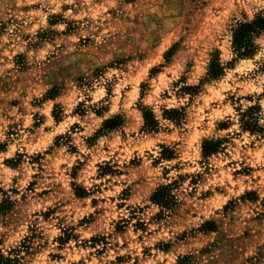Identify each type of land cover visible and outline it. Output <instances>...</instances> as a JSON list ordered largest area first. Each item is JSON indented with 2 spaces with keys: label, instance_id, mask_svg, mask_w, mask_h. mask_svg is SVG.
Wrapping results in <instances>:
<instances>
[{
  "label": "clouds",
  "instance_id": "9594fccd",
  "mask_svg": "<svg viewBox=\"0 0 264 264\" xmlns=\"http://www.w3.org/2000/svg\"><path fill=\"white\" fill-rule=\"evenodd\" d=\"M0 146V264L234 259L203 250L264 225V0H0Z\"/></svg>",
  "mask_w": 264,
  "mask_h": 264
},
{
  "label": "rangeland",
  "instance_id": "374dc122",
  "mask_svg": "<svg viewBox=\"0 0 264 264\" xmlns=\"http://www.w3.org/2000/svg\"><path fill=\"white\" fill-rule=\"evenodd\" d=\"M143 30V29H142ZM131 35L135 36L137 39L140 38V33L139 32H134ZM145 40H148L149 37L147 36V33H145L144 36ZM51 95H55V92L51 93ZM11 104L13 106L18 105L19 101L18 100H13L11 101ZM115 123V122H113ZM3 146H0V148H2ZM73 151H75V149H73ZM12 163V162H9ZM34 187V185L32 186ZM47 193H42V195H46ZM79 195H83V192L78 193ZM254 198V197H253ZM95 203V202H94ZM3 209H0V214H3L5 212H9L11 210V205L8 204L7 202H5V204L3 206H1ZM229 207H231V204L229 205ZM258 219L260 220H264V212H260L258 213ZM140 227H143L142 225H140ZM206 228L211 229L212 225H206ZM250 231H255L257 233H264V225H257L255 222L245 225L243 228H238L237 231L235 232H230L229 233V237L231 238H225L223 236H221L220 238L217 239V242L213 245L210 246V248H205L203 251L205 253L210 252L211 248H218L221 246V243H223V246L231 249V255L232 257H234V259H222L221 264H245V258L243 255H237L236 249L239 248H245L246 245H252V241L251 240H247V239H240V235L242 232L243 237L247 238L249 237ZM255 243L257 245H259L262 249V252H264V236H258V238L255 240ZM245 250H247L245 248ZM190 259V258H185V261L182 262V264H186V261ZM119 264H123V260L119 261ZM247 264H251V260H247Z\"/></svg>",
  "mask_w": 264,
  "mask_h": 264
},
{
  "label": "trees",
  "instance_id": "16d2710c",
  "mask_svg": "<svg viewBox=\"0 0 264 264\" xmlns=\"http://www.w3.org/2000/svg\"><path fill=\"white\" fill-rule=\"evenodd\" d=\"M0 209H3V208L0 206Z\"/></svg>",
  "mask_w": 264,
  "mask_h": 264
}]
</instances>
